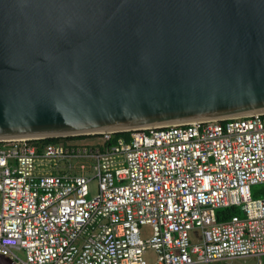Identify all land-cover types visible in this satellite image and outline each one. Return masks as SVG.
I'll use <instances>...</instances> for the list:
<instances>
[{"label": "built area", "instance_id": "2783aa9c", "mask_svg": "<svg viewBox=\"0 0 264 264\" xmlns=\"http://www.w3.org/2000/svg\"><path fill=\"white\" fill-rule=\"evenodd\" d=\"M116 132L45 144L0 139L3 257L206 264L264 256V197L250 196L264 185V113L133 129L127 139ZM227 206L241 217L216 221L215 210Z\"/></svg>", "mask_w": 264, "mask_h": 264}, {"label": "water", "instance_id": "95a60500", "mask_svg": "<svg viewBox=\"0 0 264 264\" xmlns=\"http://www.w3.org/2000/svg\"><path fill=\"white\" fill-rule=\"evenodd\" d=\"M256 113L264 0H0V139Z\"/></svg>", "mask_w": 264, "mask_h": 264}, {"label": "rangeland", "instance_id": "374dc122", "mask_svg": "<svg viewBox=\"0 0 264 264\" xmlns=\"http://www.w3.org/2000/svg\"><path fill=\"white\" fill-rule=\"evenodd\" d=\"M261 185V184H259ZM258 189V187L251 186L250 187V193L252 191ZM88 191L89 193H93V184L90 182L88 184ZM241 213V212H240ZM140 234L143 238H147L150 235V229L147 226H143L140 228ZM19 256H21L19 254ZM143 258L147 263H151L155 259L154 252L151 250H147L143 254ZM206 264H264V256L260 257L259 259L256 258H233V259H228V260H221V261H216V262H211V263H206Z\"/></svg>", "mask_w": 264, "mask_h": 264}, {"label": "trees", "instance_id": "16d2710c", "mask_svg": "<svg viewBox=\"0 0 264 264\" xmlns=\"http://www.w3.org/2000/svg\"><path fill=\"white\" fill-rule=\"evenodd\" d=\"M121 135L124 139H127L128 135L127 133L124 132H116L113 136H119ZM69 137H56V138H51V139H43L42 143H55L58 140H66ZM72 138V137H70ZM255 187H258V189L252 191V193H250V196L253 198H263L264 197V185H254ZM215 219L216 221L220 222V221H224L226 219H228L230 216L232 215H237L241 217V213L239 208L237 207H233V206H227V207H223V208H217L215 210Z\"/></svg>", "mask_w": 264, "mask_h": 264}]
</instances>
